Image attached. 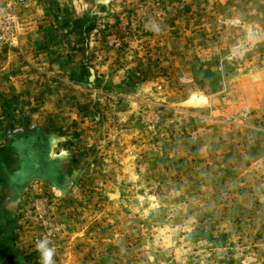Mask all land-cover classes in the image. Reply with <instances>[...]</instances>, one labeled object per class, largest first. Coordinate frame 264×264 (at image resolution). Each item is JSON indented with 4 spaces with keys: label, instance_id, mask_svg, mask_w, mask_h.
I'll return each mask as SVG.
<instances>
[{
    "label": "rangeland",
    "instance_id": "rangeland-1",
    "mask_svg": "<svg viewBox=\"0 0 264 264\" xmlns=\"http://www.w3.org/2000/svg\"><path fill=\"white\" fill-rule=\"evenodd\" d=\"M40 239L264 264V0H0V264Z\"/></svg>",
    "mask_w": 264,
    "mask_h": 264
},
{
    "label": "clouds",
    "instance_id": "clouds-1",
    "mask_svg": "<svg viewBox=\"0 0 264 264\" xmlns=\"http://www.w3.org/2000/svg\"><path fill=\"white\" fill-rule=\"evenodd\" d=\"M151 31L159 33L161 31V25L155 21H151L146 25ZM50 241L48 239H40L36 242V251L39 253L40 264H54L53 257L55 254L54 248L50 247Z\"/></svg>",
    "mask_w": 264,
    "mask_h": 264
},
{
    "label": "bare ground",
    "instance_id": "bare-ground-1",
    "mask_svg": "<svg viewBox=\"0 0 264 264\" xmlns=\"http://www.w3.org/2000/svg\"><path fill=\"white\" fill-rule=\"evenodd\" d=\"M190 101V102H189ZM188 101V105L193 107V106H198L200 105L203 101L197 97V96H193L190 100Z\"/></svg>",
    "mask_w": 264,
    "mask_h": 264
},
{
    "label": "water",
    "instance_id": "water-1",
    "mask_svg": "<svg viewBox=\"0 0 264 264\" xmlns=\"http://www.w3.org/2000/svg\"><path fill=\"white\" fill-rule=\"evenodd\" d=\"M190 99H191V98H190ZM190 99H189V100H190ZM201 99H202V101H203L202 103H205V101H206L205 98L201 97ZM189 100H188V101H189ZM188 101L184 103V106H186V107H190V106L188 105ZM189 102H190V101H189Z\"/></svg>",
    "mask_w": 264,
    "mask_h": 264
}]
</instances>
